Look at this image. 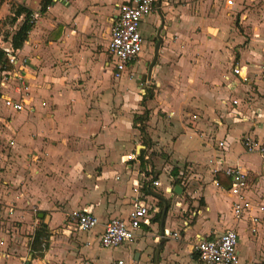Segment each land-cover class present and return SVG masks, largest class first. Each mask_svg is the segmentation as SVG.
I'll return each instance as SVG.
<instances>
[{"label":"crops","instance_id":"crops-1","mask_svg":"<svg viewBox=\"0 0 264 264\" xmlns=\"http://www.w3.org/2000/svg\"><path fill=\"white\" fill-rule=\"evenodd\" d=\"M42 1L7 0L1 3L0 12L5 8L9 13L11 4H16L35 13ZM124 1L55 0L20 50L21 57L28 59L29 92L15 91L14 82L0 86L2 97L21 100L29 108L21 118L4 115L0 106V264H95L97 259L87 250L90 243L80 241V233L67 217L77 211L92 213L99 221L93 233L99 237L111 219L128 220L136 201L154 211L150 225L137 230L134 242L119 247H134L137 263L147 253L148 264L155 249L154 264L157 253L159 264H201L193 245L227 230L240 236L241 264L263 263L264 156L247 153L242 142L246 136L264 137V61L262 66L254 64L257 52L250 49L241 51L236 62L235 13L227 2L182 0L171 7L172 0H161L142 23V34L146 25L157 27L153 32L156 45L160 42L157 36H163L158 58L151 75L148 68L146 80L137 78L146 84H140L145 90L135 93L137 80L132 84L129 72L115 79L107 54L111 18ZM23 20V16L18 20L20 26ZM163 40L164 47L170 43L165 53ZM159 58L165 65V82L176 85L174 77L181 76V104L172 110L190 114H178L175 127H160L162 133L153 126L150 141L146 140L150 146L134 145L133 150L140 135L138 123L128 112L142 104L152 125L155 112L150 105L158 96L153 94L145 103L143 99L148 91H155L152 86L163 85L152 82ZM237 66L244 68L246 77L233 74ZM254 66L257 73L252 71ZM113 108L116 113L111 115ZM184 134L202 137L200 158L195 151H184L181 145L189 148L181 140ZM151 156L153 164L148 163ZM218 160L223 161L219 166ZM185 162L192 165V172L190 167L182 168ZM236 165L250 174L244 197L251 214L261 218L255 234L250 220H238L233 213L232 182L224 169ZM216 169L220 172L215 173ZM211 185L226 194L233 214L227 220L223 211H216L214 226L208 220L218 199L207 195ZM177 186L182 194L175 193ZM10 208L13 214L8 213ZM42 214L48 218L40 219ZM38 222L46 225L41 230L47 235L42 253L32 250ZM166 231L181 232L182 239L164 238ZM111 261L108 264H125L121 259Z\"/></svg>","mask_w":264,"mask_h":264},{"label":"built area","instance_id":"built-area-1","mask_svg":"<svg viewBox=\"0 0 264 264\" xmlns=\"http://www.w3.org/2000/svg\"><path fill=\"white\" fill-rule=\"evenodd\" d=\"M5 1L7 0H0V5ZM157 1L125 0L117 5V12L111 18V34L107 45L109 65L112 66L115 79H122L142 54L145 44L142 34V23L146 17L155 11ZM226 5L231 7L234 5V1L228 0ZM42 18L43 14L39 10L32 15L31 22L36 25ZM4 49L8 53V61L13 66V70L0 74V86L14 82L16 84L15 91L19 93L29 92V84L25 75L28 59L21 57V49ZM233 74L246 77L242 66L235 67ZM0 101H3L7 108L16 113H23L29 110L21 100H16L12 97H2L1 94ZM234 104H237V101H234ZM242 143L247 153H260L264 156V137L262 140H256L246 136ZM219 147L223 148L224 143L220 142ZM133 157H135V154L131 155L130 160ZM222 162V160H218V166ZM218 172H220L219 169H216L215 173ZM224 173L232 182L230 192L235 198L232 204L234 216L238 220H250L253 226L251 232L255 234L257 225L261 223V218L252 215L251 209L245 202L244 193L249 189L250 184L249 172L236 165L227 167L224 169ZM13 211L14 209L10 208L8 213L13 214ZM152 212H154L152 207L136 201L134 211L128 220L113 218L106 224L103 233L99 236L100 247L103 249H116L134 242L137 230L142 225H150ZM71 219L78 233L92 232L99 225L97 217L88 211H77L72 214ZM163 237L179 241L182 239V233L166 231ZM239 243V234L235 230H227L217 238H203L197 241L193 245V252L198 256L201 264H241L238 250ZM117 264L124 263L119 261Z\"/></svg>","mask_w":264,"mask_h":264},{"label":"rangeland","instance_id":"rangeland-1","mask_svg":"<svg viewBox=\"0 0 264 264\" xmlns=\"http://www.w3.org/2000/svg\"><path fill=\"white\" fill-rule=\"evenodd\" d=\"M159 1L157 3V6L159 5ZM164 0H162L163 2ZM199 1L200 4L203 0H195L194 2ZM224 1L227 2V0H223V4ZM234 1V5L233 7H231V12H234L235 14L232 15L235 18V25H236V40H237V46H236V53L234 54L235 58H236V62L240 61V52L244 51V50H253L255 52H257V55H254V64H261V66L263 65V61H264V0H233ZM183 3L182 0H172L171 4L169 6L171 7H176L178 6V4ZM12 5L11 4L10 8H9V13L6 12V9H2V11L0 12V48H8L10 47V40L12 35L17 31V29L20 27L19 22L15 25L11 24V17H12ZM205 21H209L207 18L205 19ZM207 27V26H206ZM152 26L151 25H146V30L144 31V51L141 55V57L137 60V67H130V71H129V76L131 78V83L134 84L136 83L137 80V84L136 86L133 87V90L135 91V93H138L140 88V84L141 82L138 81L137 78H140L142 81L146 80L147 76H148V68L150 63L153 61L154 58V52H155V46H156V32H154L157 30V27H154L153 29H151ZM165 35V34H164ZM170 43H168L165 47V41L163 40L162 46L164 48V53L165 51H167V48L169 46ZM203 46L204 51H207V44H203L201 45ZM166 48V50H165ZM201 56L203 54H200ZM261 61V62H260ZM251 63V62H248ZM159 66V68H158ZM164 63L162 62V60L159 58L156 66L154 67L153 73L155 72V74H153L152 77V82L153 83H158L159 81L163 83V85L161 86V84L159 86H152V89H155V91L153 92V90H150L152 92V94L155 95V97L158 96V99H154V103H152L150 106L152 107V111L151 112H155V118L154 121H152V125L150 126L149 123L145 122L140 123V122H136L138 123V125L136 124V129L138 131V135L139 136V141L136 142L134 144H132V149L134 147V145H139L141 146L144 145L143 143H146L147 146H150V142H146V140L148 141V139L150 138V129L154 126L155 130H157L158 132H163V130L165 128H170V127H175V123L173 121H176L177 115L181 114L182 117H186V114H190L188 113L186 110L183 112L182 111H178L177 113H175L174 110H172V106L177 105V104H181V102L179 101V97H181V93L180 92V84H181V76L179 73L176 74V76L174 77L175 80H177L176 85H170L168 84L166 79L167 74L166 71L164 69ZM158 69V72H157ZM254 73H257V66L253 68ZM127 76V75H125ZM124 76V77H125ZM127 79H129L128 77H126ZM136 79V80H135ZM161 79V80H160ZM14 85V84H13ZM144 85L143 87L146 86V84H141ZM12 88V87H11ZM141 90H145L144 88H142ZM154 97V98H155ZM179 99V100H178ZM136 100H134L135 102ZM138 103V102H137ZM2 105V109L4 111V115H16L19 117H23L25 116L22 113H13V111H11L9 108H7L1 101H0V106ZM163 106V107H160ZM170 106V107H169ZM139 109L135 110V111H131L128 112L130 115H132L133 120H135L134 118L137 116H141L143 114V112L145 111V107H142V104L139 105ZM181 107L180 105L177 106ZM185 108V107H184ZM116 108H113V110H110V114L113 115L114 113H116L115 111ZM183 109V107H182ZM174 111V116L170 117L169 114L173 113ZM197 115H199L197 113ZM152 119V118H151ZM160 127H163V130L159 129ZM144 129L145 131H143V133L145 134H141V130ZM181 140L183 142H188L189 144V148L186 149L185 146L181 145L184 149V151L187 153L188 151H195L196 155H200L198 156L199 158L201 157V152L203 151V146L204 144L202 143V137L200 139H197L195 137H193L192 135L189 134H184L183 138H181ZM143 141V142H142ZM150 141V139H149ZM212 146V144H209ZM208 143L205 142V146L209 147ZM134 150V149H133ZM139 150L141 152H144V150H142L141 148H139ZM200 150V153L197 154L196 151ZM211 150V149H210ZM205 156V154H203ZM148 163H152L153 164V159L152 156L150 157V160L148 161ZM186 167H190L188 170L190 172H192L193 167L191 164L185 162L182 166V168H186ZM183 182V181H182ZM151 184L152 182H148V184ZM152 191V190H151ZM155 195L157 197H161L162 194H157L155 193ZM207 195L211 196L212 198H217L218 199V205L213 209V211L209 214V222L208 225L209 226H214V224H216V220H215V212L216 211H223L222 214L224 213L228 218L227 220H230V216L233 214H230V209L228 206V200L226 198V194H221L219 192H217L214 188V186H210L208 191H207ZM176 198L173 197L170 200V203L172 201H174ZM198 201L200 202V199H198ZM157 201L155 200V203ZM213 202V201H212ZM14 208V207H13ZM152 215H154V213L152 212ZM233 218V217H232ZM68 221H73L71 219V217H67ZM35 221V220H34ZM39 223V222H38ZM34 224V222H33ZM41 228V224H36L35 226V230L34 232H36V230H40ZM207 228V227H206ZM44 230V229H41ZM95 233L98 231V227L97 229L94 230ZM89 232V233H80V241H82L83 243H90V247H88L87 250H90L91 255L97 259V262H95V264H108V262H112L111 259H113L114 261H117L119 259L123 260L125 262V264H145L146 261L148 260V255L147 253H143V255L141 256V260L139 263H137L136 260V255L133 253L134 251V247H130L128 250H123V249H103L98 245L99 242V237H97V234ZM27 237V235H25ZM155 251V249H154ZM154 251L152 252L153 254H151V258L149 260V262H147L148 264H154ZM99 259V260H98Z\"/></svg>","mask_w":264,"mask_h":264},{"label":"trees","instance_id":"trees-1","mask_svg":"<svg viewBox=\"0 0 264 264\" xmlns=\"http://www.w3.org/2000/svg\"><path fill=\"white\" fill-rule=\"evenodd\" d=\"M55 2V0H43L41 3L40 11L44 15L48 11V9L52 6V4ZM33 11L29 8L21 5H12V17H11V24L15 25L18 20L23 16L24 20L22 25L17 29V31L12 35L10 40V46L13 49H22L24 47V44L28 40L30 32L33 30L35 24L32 23V15ZM13 70V66L10 65L8 61V53L5 51V49L0 48V74L3 72H8ZM1 96V93H0ZM153 94L148 91L146 97H144V103L147 99H152ZM150 113L148 111H145L141 116L135 117L134 122H140L145 123L150 120ZM142 132L145 131L144 129L141 130ZM139 159L141 160L142 168L145 165V159L143 156V153L139 156ZM180 182L177 181V184ZM40 230H37L34 236V241L32 243V250L34 251H40L42 253L45 250V247L47 244L44 245V243L47 242V235L41 231V229H44L46 227L45 224L41 222ZM198 258V257H197ZM261 264H264L261 263Z\"/></svg>","mask_w":264,"mask_h":264},{"label":"water","instance_id":"water-1","mask_svg":"<svg viewBox=\"0 0 264 264\" xmlns=\"http://www.w3.org/2000/svg\"><path fill=\"white\" fill-rule=\"evenodd\" d=\"M160 4H161V0H160ZM162 37L163 36H160V42L156 45L154 60H153V62L151 63V65L149 67V75H151L153 66H154V64H155V62H156V60L158 58V52H159V47H160V44H161ZM175 193L182 194V188L180 186H177L175 188ZM43 218L47 219L48 217H45L43 214L40 215V219H43ZM155 264H159V262H158V253L156 254V257H155Z\"/></svg>","mask_w":264,"mask_h":264},{"label":"flooded vegetation","instance_id":"flooded-vegetation-1","mask_svg":"<svg viewBox=\"0 0 264 264\" xmlns=\"http://www.w3.org/2000/svg\"><path fill=\"white\" fill-rule=\"evenodd\" d=\"M160 36H161L160 34L157 36V40H160Z\"/></svg>","mask_w":264,"mask_h":264}]
</instances>
